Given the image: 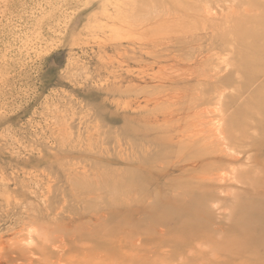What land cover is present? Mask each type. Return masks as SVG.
<instances>
[{
    "label": "rangeland",
    "instance_id": "374dc122",
    "mask_svg": "<svg viewBox=\"0 0 264 264\" xmlns=\"http://www.w3.org/2000/svg\"><path fill=\"white\" fill-rule=\"evenodd\" d=\"M255 25L264 35V0H0V264H10L13 246H37L31 234L38 224L24 225L22 206L47 218L50 205L54 214L44 227L75 236L104 232L106 241L139 229L135 233L158 242L165 229L162 210L177 207L182 188L197 187L200 176L192 170L198 146L179 139L181 104L179 95L174 98L187 88L181 79L195 66L179 62L183 49L172 41L187 34L206 41L214 32L211 55L220 63L232 56L224 43L229 34ZM199 110L209 112L210 121L221 109L212 104ZM232 166L248 165H231L221 175L229 179ZM213 191L225 199L221 204L196 206L185 218L165 221L172 240L188 243L180 227L197 213L210 232L221 226L240 235L247 228L232 225L231 204L250 197L227 187ZM211 236L223 242L221 232ZM49 245L56 257L71 254L61 242ZM155 246L158 253L165 249L162 240ZM249 260L261 262L264 251L255 250ZM16 264L30 262L21 258Z\"/></svg>",
    "mask_w": 264,
    "mask_h": 264
},
{
    "label": "bare ground",
    "instance_id": "6f19581e",
    "mask_svg": "<svg viewBox=\"0 0 264 264\" xmlns=\"http://www.w3.org/2000/svg\"><path fill=\"white\" fill-rule=\"evenodd\" d=\"M204 26V30L210 29L207 25ZM213 34L206 41L193 34H189L191 40L188 39L187 34L184 36L186 38L184 41L177 39L172 41L173 45L183 49L179 62H191L195 66L188 78H180L181 82L187 86L182 92L183 94L173 95L174 98L179 95L175 100L181 104V107L176 110L177 122L180 123L178 136L185 146L186 143L198 146L194 152L195 160L192 170L200 173V176L196 180L197 187L182 188L181 196L184 197V200L179 201L176 204L177 207L169 204L167 205L169 207L166 206L162 210L161 225H164L165 229L160 228L162 230L160 240L163 241L165 249H161L159 253L155 252V245L160 240L149 242L142 232L135 233L139 229H135L136 231L130 237H115L105 241L104 232L102 236H97L98 234L89 235L85 231L87 234L85 236L82 234L83 230L80 236H75V234L61 232L57 227H44L49 223L50 216L54 214L50 205L46 208L47 218L44 217L42 211L22 206L24 225L38 224L37 229L32 231L33 234L30 233L37 240V244H35L37 246L36 248L19 247V245L11 247L7 251V259L10 264H16L17 260L21 258H25L30 264H59L61 262L63 264H264V260L261 262L249 260L255 250L264 251V35L257 30V25L252 28L238 29L236 32H232V35L230 33V39L224 43L227 44L226 51L228 50L232 56L222 58V62L215 63L218 56L211 55V52L217 47ZM248 39L251 41L247 42ZM194 54L202 56V59L194 60ZM167 72L169 73V71ZM170 72L172 73V71ZM256 83L259 84L254 88L253 85ZM189 93L195 94V96L188 98ZM247 93L251 94V99L243 98ZM212 104H216L221 110L220 112L217 110L218 115L211 112L214 113L212 114L214 118L208 121L210 113L201 112L199 109ZM253 120L255 122H250ZM197 121L199 124H196ZM186 123L192 124V130H188L190 127L186 129ZM179 158L185 162L186 157L183 153L179 154ZM231 165L248 166L244 169L232 166L235 169H233L231 177L227 179L221 175V171ZM256 167L259 168L256 169ZM223 187L233 189L231 192L234 193H236L234 189H239L240 193L250 197V199L239 203L240 199H236L237 201L234 200L231 204L235 220L232 225L242 223L247 228L241 230L240 235L232 233L228 235L225 232L226 229L222 231L224 228L222 229L221 226L214 229V232H210L206 228H202L200 225L202 213H197L192 219L185 220L180 227V232L185 233L188 243L182 244V240L179 238L172 240L170 238L173 233L172 227L166 225L165 221H168L170 216L185 218V216L193 214L192 210L196 206L205 207L210 202L221 204L225 199L215 197L216 190H213L216 188L219 191ZM194 192L200 194L197 199H195ZM89 193L92 194L93 191L89 190ZM235 195H233L234 199ZM229 212L231 211H227L230 217L232 213ZM42 221H44L43 224ZM228 221L230 223V220ZM98 222L100 225L104 223L102 220ZM84 224L86 225V223ZM219 231L223 242L211 241V235L219 234ZM154 234L152 233V235ZM241 234H245L244 240L240 239ZM169 239L170 243L167 244ZM22 240L21 243H24V239ZM54 242H61L62 245L68 247L71 253L69 257L64 251L56 257L57 254L52 253L49 248V244ZM85 242L90 243V246L85 248ZM22 245L24 246V244ZM72 257H75L74 261L66 262ZM178 257H181L182 261H177ZM204 257H206V262L196 261L204 259Z\"/></svg>",
    "mask_w": 264,
    "mask_h": 264
}]
</instances>
